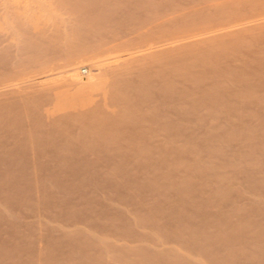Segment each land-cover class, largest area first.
Instances as JSON below:
<instances>
[{
	"label": "bare ground",
	"instance_id": "bare-ground-1",
	"mask_svg": "<svg viewBox=\"0 0 264 264\" xmlns=\"http://www.w3.org/2000/svg\"><path fill=\"white\" fill-rule=\"evenodd\" d=\"M32 2L2 17L0 260L264 264V0ZM83 53L87 83L51 68Z\"/></svg>",
	"mask_w": 264,
	"mask_h": 264
},
{
	"label": "rangeland",
	"instance_id": "rangeland-1",
	"mask_svg": "<svg viewBox=\"0 0 264 264\" xmlns=\"http://www.w3.org/2000/svg\"><path fill=\"white\" fill-rule=\"evenodd\" d=\"M16 0H0V49L1 50H3V51H1L0 50V53H2V52H7V50H5V49H10V48H7L6 46L7 45H9V43H11V41H13V39L11 38L12 36H11V34H12V30H10V29H12L11 27H10V25H9V29L7 28L8 27V24L9 23H11V24H13V22H9V21H5L6 19H3L4 18V13L5 12H7V13H9L10 12V10H12V7H10V6H14L15 4L14 3H16L15 2ZM31 1H34L35 3H37L38 1H41V2H48L47 0H18V2L20 3V5L18 4V2L16 3L17 5H19V6H26V5H28V4H30V6H32V7H34V6H36L33 2L31 3ZM37 1V2H36ZM31 4H34V6L33 5H31ZM21 6V7H22ZM29 6V5H28ZM27 6V7H28ZM10 9V10H9ZM11 13V12H10ZM10 13L9 14H6V17L5 18H7L8 16L7 15H10ZM4 15V16H3ZM3 17V18H2ZM2 18V19H1ZM2 21V22H1ZM7 23V25H6V23ZM3 25V26H2ZM6 26V27H5ZM1 27H3V29L1 28ZM11 32V33H10ZM10 36V37H9ZM131 38H134V36H131ZM14 41H16V40H14ZM149 41H150V38H146V39H144V41L142 42V43H140V44H148L149 43ZM14 43H12V45H11V48L12 47H14L13 48V51H12V49H10V50H8L9 52H14V49H15V44L13 45ZM137 45H139V44H137ZM4 47H6V48H4ZM4 48V49H3ZM92 54H93V52H91ZM119 53H124L123 51H121V52H119ZM84 54L85 53H83L82 54V56L80 57H76V59L78 58V60H75L74 58V60L75 61H77V63L75 64V61H73V59H71L74 63H72V62H69L70 61V59L69 60H62L63 61V63H60L59 61H58V63L60 64H58L57 62V65H55V64H53V65H55V67H53V65H52V69H54V68H56V66H61L60 68H62V66H63V70H61L59 67V71H68V73H71V76H72V78L74 77V79L76 80H79L80 81V83L82 82H89L91 79H92V77H93V75L94 74H96L97 73V70L95 69V67L93 66L94 64H95V61H94V58H95V55H94V57H93V55L92 54H90V53H88L89 55L87 56V53L85 54V56H84ZM92 55V56H91ZM91 56V57H90ZM88 57H90V58H88ZM93 57V58H92ZM88 58V59H87ZM93 60H92V59ZM90 59V60H89ZM99 58H96V60H98ZM101 59V58H100ZM14 59H12V60H10V61H7V62H5V61H3V63L1 62V60H0V78H2V77H5L4 79L6 80V81H10V79H6L7 77H9L10 75L12 76V74L13 75H15V72H16V76H13V78L14 79H16V77L18 76L17 74H18V72L19 71H17V69L15 70V71H13L14 69H12V71H11V69H10V64L11 63H13L14 61H13ZM9 62V63H8ZM68 62V63H67ZM6 64V65H5ZM14 64V63H13ZM61 64H63V65H61ZM69 64V65H68ZM65 65H67L68 67H65ZM11 66H14V65H12L11 64ZM91 66H93V67H91ZM64 67L66 68V69H64ZM91 67V68H90ZM73 69V70H72ZM57 70V72H59ZM54 72H55V69L53 70ZM70 71V72H69ZM72 71V72H71ZM77 71V72H76ZM13 72V73H12ZM12 73V74H11ZM75 73V74H74ZM10 74V75H9ZM9 75V76H8ZM11 76L9 77V78H11ZM13 78H11L12 79V83H14L13 81H15L16 82V80H18L19 79V77H17L18 79H16V80H14ZM0 80V82H5V80ZM78 81V82H79ZM53 83H55L54 81H53ZM263 104H258V105H256V107H257V109H259L261 106H262ZM213 123H216V120L215 121H213ZM37 150V149H36ZM30 155H32L31 153H30ZM29 155V156H30ZM32 157V156H31ZM37 157V156H36ZM109 157V156H108ZM107 158V157H106ZM88 184V185H87ZM89 184H90V186L92 187L93 185H94V180H87V183H86V185L87 186H89ZM122 193L124 192V190L121 188V190H120ZM76 195V194H75ZM74 194H72V195H68L67 196V198L69 199V197H70V200H74V201H77L76 199H78L77 198V195H76V199L74 198V196H75ZM41 198V202H45V203H48L49 202V198L47 197H45V198H43V197H40ZM42 198H43V201H42ZM7 200V197H0V201H4V200ZM78 201H79V204L80 203H83V202H81V201H84V200H80V199H78ZM77 201V202H78ZM128 200H126V202H127ZM6 201H4V203H5ZM41 202H37V204H35V203H33L31 206H29V207H27V210H26V207L25 206H19V205H15V206H13V208H12V211H13V213L14 214H17L20 218H21V225H20V227H19V230L21 231V233H23L24 235H27L28 237H23L22 238V243H30V244H32L33 245V249H29V250H23V251H20V254H31L32 252H35V250H37L38 248H39V246H41V244H42V242H39L38 240L41 238V236L44 234V233H42V232H37L36 230H32V221L35 219V217L36 216H38V210H39V207H40V204H42ZM76 202V203H77ZM124 209L125 210H127V212H129V211H131V210H133V206H131V205H129L128 204V202L126 203V206H124ZM134 209H136V208H134ZM64 210V209H63ZM52 212L54 213V215H55V218L57 219H62V213H59V212H55L54 210H52ZM76 216H78V214L76 215ZM6 227V226H5ZM42 228V227H41ZM7 230H5V233L4 234H2L1 232H0V240H2V241H0V242H7L8 244H9V246L11 247V248H13L14 247V245H15V243H14V241H11L10 239H9V237L6 235V231H7V233H11V231H12V229L11 228H6ZM9 240V241H8ZM7 254L6 253H4V252H2V251H0V256H6ZM7 256H9V255H7ZM5 264V262H3L2 260H0V264Z\"/></svg>",
	"mask_w": 264,
	"mask_h": 264
}]
</instances>
